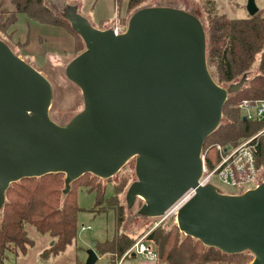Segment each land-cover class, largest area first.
<instances>
[{"label": "water", "instance_id": "obj_1", "mask_svg": "<svg viewBox=\"0 0 264 264\" xmlns=\"http://www.w3.org/2000/svg\"><path fill=\"white\" fill-rule=\"evenodd\" d=\"M246 9L255 14V0ZM71 13L85 49L66 74L84 108L66 124L49 118L47 77L0 39V205L20 179L63 172L68 192L81 175L109 178L136 156L127 199H143L141 214L162 216L192 188L176 214L179 230L226 253L248 250L249 264H264V180L234 195L198 183L204 140L218 127L228 92L245 81L228 90L214 81L199 19L176 7H144L115 34ZM97 258L90 248L82 264Z\"/></svg>", "mask_w": 264, "mask_h": 264}, {"label": "trees", "instance_id": "obj_2", "mask_svg": "<svg viewBox=\"0 0 264 264\" xmlns=\"http://www.w3.org/2000/svg\"><path fill=\"white\" fill-rule=\"evenodd\" d=\"M142 1L144 0H128L127 9L134 8ZM115 2L118 3L119 0ZM208 2L206 0L204 3L207 9L205 20L200 19L196 9L190 13L197 17L203 26L206 63L214 81L228 90L253 67L255 70L237 90L228 92L221 121L216 130L205 138L203 150L210 142L235 145L241 139L257 133L262 127L261 124L244 119L237 104L243 99L264 98L262 10L258 9L255 14L245 18H230L225 13H217L214 8H209ZM12 4L14 10L11 12L0 8V32L6 35L4 39L11 35L7 30L15 24L17 14L25 13L41 22L62 26L74 37V50H81V44H84L82 37L72 29L69 19L57 14L45 0H12ZM218 159V154L213 148L205 151V164L209 168L217 164ZM255 163L258 170L264 167V134L257 137ZM96 177L92 173L81 175L70 182L68 192H65L63 172L26 177L10 183L0 205V264L5 263L10 253H27L33 244L28 236V227L51 237V244L45 254L62 251L72 243L77 235V217L80 211L76 198L77 190L80 187L96 190V205L103 200L104 186L94 183ZM114 187L120 195L123 186L114 182ZM119 195L106 200L108 207L116 213L117 225L123 219V206L118 201ZM167 221L165 225H158L143 235L146 242L155 246L156 264H249L254 257L248 250L226 253L217 247L205 245L200 240L185 235L176 223ZM136 240L137 238H131L121 231L116 232L111 239L96 241L94 245L99 254L108 253L113 264L115 258L122 256Z\"/></svg>", "mask_w": 264, "mask_h": 264}, {"label": "rangeland", "instance_id": "obj_3", "mask_svg": "<svg viewBox=\"0 0 264 264\" xmlns=\"http://www.w3.org/2000/svg\"><path fill=\"white\" fill-rule=\"evenodd\" d=\"M45 1L59 15L69 17L72 12L84 17L92 26H102L101 28L104 29L112 28L115 24L127 27L129 17L136 10L144 7H176L189 12L196 9L199 11L202 20H205L204 17L207 15V9L204 5L206 0H144L131 9H127L128 0H119L118 3L115 0ZM208 1L207 6L209 8H214L217 13H225L230 18H242L248 15L247 0ZM8 2L9 0H0V8L11 12L14 7L11 11L6 10L9 5L11 7ZM255 3L262 8V15L264 16V0H255ZM7 32H10L11 35L4 39L6 35L0 32V38L7 42L16 55L43 72L51 83L52 101L48 110L49 118L58 124L68 123L84 108V98L79 86L68 78L66 66L85 49V44H81V50L76 52L74 50V37L69 31L62 26L30 18L25 13L17 14L15 24L11 25ZM254 70L253 67L242 78L247 79L254 73ZM214 143L224 145L221 142ZM212 144L213 142L207 143L204 151ZM135 165L136 156H132L110 178H94V183H100L104 186L103 200L98 205H96V190H88L86 187H80L77 190L76 198L80 207L77 217V235L64 250L45 254V250L51 244V237L49 238L47 234L38 233L33 227H28V236L32 239L33 244L28 248L25 255L19 251L16 255L10 253L4 264H82L86 260L87 250L92 247L95 248V245L93 246L94 241L101 242L111 239L116 232L121 231L138 240L158 225H165L166 220L160 216L150 217L141 214L140 207L144 203L142 198L135 197L128 201L127 190L130 184L137 180ZM257 171L258 177L264 180V167L260 170L257 169ZM85 179L88 180L89 178ZM114 182H119L123 186L120 195L116 192ZM213 183L220 189V192L240 194L239 190L225 187L217 180H214ZM117 195H119V203L123 206V219L119 225L116 224L117 217L114 209L108 207V203H106L108 198ZM171 215L172 223H175L176 216ZM82 225L90 228L83 230L81 229ZM94 264H111L109 255H98Z\"/></svg>", "mask_w": 264, "mask_h": 264}, {"label": "built area", "instance_id": "obj_4", "mask_svg": "<svg viewBox=\"0 0 264 264\" xmlns=\"http://www.w3.org/2000/svg\"><path fill=\"white\" fill-rule=\"evenodd\" d=\"M115 34L123 33L126 27L115 24L111 28ZM238 109L246 120L260 123L261 129L251 137L240 141L235 145H220L213 143L209 148H213L218 154V162L209 168L205 164V151L201 150L202 171L198 178L199 185H213L216 190L220 189L213 183L214 180L225 187H230L240 191V194L254 188L263 181L258 177L255 164V152L257 149V137L264 134V98L263 99H243L237 104ZM224 193V192H220ZM227 193V192H226ZM225 194V193H224ZM229 194V193H227ZM233 194L234 193H230ZM239 194V193H236ZM194 195V190H186L166 211L160 216L163 220H168L176 216L178 210ZM84 225L81 229H89ZM137 255L144 259L156 260L157 254L155 246L145 241L144 236L140 237L124 253L125 255Z\"/></svg>", "mask_w": 264, "mask_h": 264}, {"label": "crops", "instance_id": "obj_5", "mask_svg": "<svg viewBox=\"0 0 264 264\" xmlns=\"http://www.w3.org/2000/svg\"><path fill=\"white\" fill-rule=\"evenodd\" d=\"M9 4H11V7H10V5H9V8H7L8 7V5H7V9L6 10H8V11H11V10H13V7H14V5L12 4V2H11V0H9V2H8ZM258 7V9H261L262 10V8L260 7V6H257ZM249 15V14H248ZM248 15H246V16H244V17H242V18H245V17H247ZM94 26V25H93ZM94 27H96V28H99V29H104V28H101V27H97V26H94ZM73 51V50H72ZM19 56V55H18ZM20 57V56H19ZM20 58H22V57H20ZM23 59V58H22ZM24 60V59H23ZM33 66V65H32ZM34 67V66H33ZM37 70H38V68H36ZM39 72H41L40 70H38ZM42 74H43V72H41ZM44 75V74H43ZM94 246V245H93ZM94 250H95V252L97 253V256L98 255H101V254H99L98 252H97V250L94 248V247H92ZM103 255V254H102ZM104 255H109L108 253H105ZM110 257V256H109ZM87 258V257H86ZM98 259V258H97ZM115 262L113 263V264H156V262H155V260H151V259H144V258H141L140 256H137V255H134V254H131V255H125V256H120V257H116L115 258V260H114ZM84 262H85V260H84ZM83 262V263H84ZM117 262V263H116Z\"/></svg>", "mask_w": 264, "mask_h": 264}]
</instances>
